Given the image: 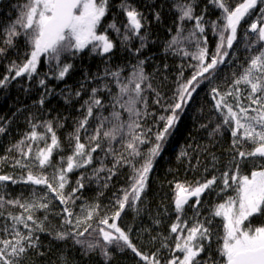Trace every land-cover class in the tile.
Segmentation results:
<instances>
[{
  "label": "snow or ice",
  "instance_id": "6c2138e0",
  "mask_svg": "<svg viewBox=\"0 0 264 264\" xmlns=\"http://www.w3.org/2000/svg\"><path fill=\"white\" fill-rule=\"evenodd\" d=\"M208 3L220 10L216 20L206 19L207 8L196 14L197 0H175L173 7L178 13L176 33L169 40L168 49L176 55L190 56L196 63L189 65L194 69L191 77L178 81L173 103L165 109L170 114L159 117L164 122L163 127L153 132L145 123L155 115L148 110L146 93L155 92L156 103H160V94L153 88L145 72L146 61L140 55L147 47L146 29L150 23L147 13H153V19L157 22L161 19V13L155 11L154 2L145 4V10L141 11L129 0H121L117 7L126 17V23L121 25L114 19L107 29L116 33L126 50L136 57V62L131 65L127 75H123L124 67L118 65L115 69L106 66L102 76L97 74L92 77L101 83L91 88L90 95L81 105L84 110L82 118L76 122L75 131L68 138L71 154L60 156L59 161L54 163V152H62L63 146L53 121L45 120L37 124L34 118L29 120L31 130L8 149L9 152H16L11 166L19 168L21 173L19 176L0 174V217L4 219L0 226V233H3L0 237V264H26L33 255H46L42 251L40 234H47L54 241L70 242L79 249L81 257L98 254L103 257L104 264H109L112 256L110 249L113 248L121 252L131 250L144 264H162L156 252L150 255L142 252L130 238L131 229L124 230L116 221L126 208L139 213L138 205L142 203L154 161L163 152L185 107L204 82L211 85L214 108L222 117V123L217 124L213 131L221 133L222 127L230 131L232 142L229 151L232 155L226 170L219 177L213 175L195 184H175L176 221L170 226L175 240L170 248L167 243L170 237H163L161 247L169 248L172 253L163 264H264V223H253L254 218L264 221V0H242L234 8L230 0H208ZM109 7L110 0H25L19 7L16 19L3 30L0 59L8 58L9 50H15L19 56L18 43L21 38L28 50L24 52L21 62L10 60L8 75L0 78V88L18 77L24 76L31 81L38 76L41 57L47 59L49 71L57 80L65 79L73 68L67 58L77 56L89 46L92 53L110 59L116 44L107 29L100 30ZM254 14L256 20L244 33L247 66L242 65L238 75L234 72L231 86L221 91L216 85L220 65L229 58H236L233 46L238 40V29L246 17ZM186 22L194 23L188 28ZM142 29L145 31L142 32ZM209 30L217 38L212 53L208 48ZM133 40H139V47H130ZM189 46L194 50L189 51ZM84 79H90L88 74ZM38 83L44 88L38 101L43 107L53 93L46 87L44 78L39 79ZM110 83H114L116 92L112 91ZM240 85L245 88L241 89ZM83 87L85 85L82 83ZM245 91L247 95L243 99L249 102L247 105L242 103ZM100 93H107V103ZM74 96L79 98L81 91L77 90ZM229 97L235 104L229 102ZM72 98V94L65 96V103L70 104ZM107 107L111 108V112L104 115ZM124 113H127L126 119ZM94 114L97 124L89 134V121ZM40 128H43L42 132L37 130ZM7 131V124L0 125V135ZM82 132L87 143L81 142ZM41 142L43 147L40 146ZM144 144L151 145L147 151L142 148ZM98 150L103 152V157L98 158L99 165L92 168L90 176L81 173L76 186L66 192L69 174L92 165L93 153ZM187 155L186 152L181 153V156ZM109 157L110 167L105 163ZM212 160L215 167L218 159L213 155ZM247 162L255 165L250 175L241 173L242 165ZM125 167L130 170L128 186L115 197L114 211L110 214L105 211L101 215L99 203L82 206L81 214L74 211L76 201L81 199L77 193L85 187V180H103L102 187L108 188L113 177ZM218 179L223 185L220 192L234 187L235 195L216 204L210 210L211 218L201 219L200 198L206 191L212 190ZM9 184L33 187L28 195L21 193L12 197L8 191ZM36 186H43L46 190L38 191ZM193 197L195 203L191 205L193 215L189 218L192 221L189 226L188 219L184 218L185 206ZM55 201L63 206L59 211ZM9 207L21 211L13 213L7 210ZM41 212L42 217L37 215ZM50 216L60 217L59 227H52ZM216 217L223 221V234L219 236L222 243L217 248L221 259L217 260L210 254L205 259L202 253L206 248L210 250L214 231L212 224ZM155 223L159 224L160 221L155 220ZM152 239L155 241L157 237ZM57 259L59 264H73V258L63 251Z\"/></svg>",
  "mask_w": 264,
  "mask_h": 264
},
{
  "label": "trees",
  "instance_id": "16d2710c",
  "mask_svg": "<svg viewBox=\"0 0 264 264\" xmlns=\"http://www.w3.org/2000/svg\"><path fill=\"white\" fill-rule=\"evenodd\" d=\"M121 0H110V7L108 15L101 22V29H107V25L114 19L121 25L126 23V17L119 11L118 5ZM130 3L137 6L141 11L145 10V4L155 3V11L161 13V19L157 22L153 19V13L149 15L150 23L147 26L146 32L148 36L147 47L143 49L140 58L145 59V72L150 77L153 88L160 94V103H156L155 92L149 91L146 93L148 99V110L154 113V116L146 120V126L151 127L153 132L157 128H162L164 122L159 120L160 116L170 114L165 109L167 105L173 103L178 81L187 80L191 77L194 69L189 67L190 64H195L191 57H183L176 55L172 50L168 49V42L176 33V23L178 13L175 11L173 5L175 0H129ZM242 0H230V5L234 8ZM25 3V0H0V39L3 38V30L10 25L17 17L19 7ZM205 8L206 19L216 20L220 16V10L215 8L208 0H197L196 14L199 15ZM255 15V14H254ZM253 16L246 17V23H242L238 29V40L234 44L235 59L229 58L225 64L220 65L218 79L216 85L220 87L221 91H226L231 86L233 73L237 75L242 71L241 66H247L245 56L247 55L244 48V33L247 27L252 22ZM194 22H186V27L191 28ZM145 29H142V32ZM110 38L115 42L116 48L114 54L109 59L107 56H100L91 52V46L79 53L75 57H68L67 62L73 65L70 73L63 80H57L49 71V63L45 57H41V62L38 66V76H34L31 81L26 77H18L11 80L4 88H0V125L7 124L8 131L0 135V158L8 157V159H0V174H10L19 176L21 170L13 168V157L17 154L15 151L9 152L8 149L12 147L17 141L23 139L24 134L31 130L29 120H35V123L40 124L42 121H53L56 134L63 146L62 152H54L52 160L58 162L60 156L71 154V149L68 147L69 136L75 131L76 122L82 118L84 100L90 95L92 87L101 83L100 80L92 79L97 74L103 75L106 66L115 69L118 65L124 67L123 75H127L131 71V65L136 62V57L131 55L121 43L111 29H107ZM208 48L212 53L215 50L217 38L207 32ZM130 47L135 49L139 47V40H133ZM19 56L15 50H9L8 58L0 59V78L8 75V64L10 60H17L21 62L24 58V52L28 50L27 45L23 39L18 43ZM194 48L189 46V51ZM181 66H183V76L181 77ZM14 75V73H12ZM85 74L90 77L85 80ZM44 78L46 87L53 93L50 95L43 107L38 101L44 92L38 81ZM85 87L81 88V84ZM112 91L117 89L114 83H110ZM211 85L204 82L197 89L193 95V100L185 107L181 114L179 123L175 131L169 137L168 142L159 157L154 161L152 171L149 174L148 184L145 193L142 196V203L138 205L139 213L130 208H126L121 217L117 220V224L124 230L131 229L130 238L133 243L145 254L150 255L156 252L162 261L168 260L172 253L169 248L161 247L163 237H170L167 241L170 248L174 246L175 234L170 233V226L176 221V213L174 211V196L175 184H195L196 181H204L210 179L213 175L219 177L220 173L226 170L230 156L232 137L230 131L226 128H221V133H215L213 130L217 124L222 123V117L215 110L214 103L210 92ZM244 89V85H240ZM80 90L81 96L75 98L74 93ZM72 94V102L65 103V96ZM105 103L108 102L107 93L99 94ZM245 91L242 94V103L247 105L249 102L243 99L246 96ZM229 102L235 104L232 97L228 98ZM111 108L104 109V115H109ZM125 119L127 113H124ZM97 121L95 114L93 119L89 121V134H92L96 127ZM62 125V126H60ZM206 125V127H202ZM39 132L43 128L37 129ZM149 135H152L151 133ZM154 139V137H153ZM50 142V141H49ZM81 142L87 143L85 134L81 133ZM43 147V142L40 143ZM117 147L119 145H116ZM150 144L142 146L144 151L150 147ZM35 147V145L33 146ZM250 148L251 145H248ZM182 152L188 153L187 156H181ZM218 159L215 167L213 166L212 156ZM93 164L87 169H80L69 174V184L65 191L70 192L76 186V181L79 179L81 173L90 176L93 167L99 165L100 157H103V152L98 150L93 153ZM199 161V163H197ZM108 166H111V158L105 161ZM255 165L251 162L244 163L241 167V173L250 175ZM207 169V171H205ZM49 171H51L49 169ZM129 168H121L112 181L109 182L108 188H103V180H85V187L77 193L81 199L77 200L74 206V211L81 214V207L91 203H99L101 206V215L105 211L109 214L115 210V197L121 195L120 190L128 186ZM104 175V174H101ZM33 186L17 184L15 186L9 184L8 191L12 197L19 196L21 193L28 195ZM38 191H45L43 186H36ZM223 187L221 180L213 185L212 190L206 191L201 196L200 218L209 217L210 210L213 207L223 202L228 196H234V187L220 192ZM219 192V195H218ZM102 193V194H101ZM195 203L193 197L189 204L185 206V219H188L189 226H191V219L193 209L191 205ZM57 211L63 207L59 205V201H55ZM107 206V207H106ZM13 213H19V208L7 209ZM7 213L5 212V215ZM38 216H43V213H37ZM49 220L53 228L59 227L60 217L50 216ZM159 220L160 223H155ZM111 222V221H110ZM4 223L3 217H0V226ZM96 226L95 221L92 222ZM253 223L259 225L264 223L260 219H253ZM222 218L216 217L213 220L212 227L213 237L210 250L206 248L202 256L207 259L210 254L213 258L219 260V253L217 248L222 241L219 236L223 234ZM3 233H0V237ZM153 237H157L153 241ZM42 241V251L46 253L44 256H31L26 264H59L58 255L63 251L64 254L73 258V264H104L103 257L94 254L87 258L81 257L79 249L71 245L70 242L54 241L47 234H40ZM50 249V250H49ZM159 249V251H157ZM112 253L109 264H144L136 257L131 250L123 252L110 249ZM176 255H180L176 253Z\"/></svg>",
  "mask_w": 264,
  "mask_h": 264
},
{
  "label": "rangeland",
  "instance_id": "374dc122",
  "mask_svg": "<svg viewBox=\"0 0 264 264\" xmlns=\"http://www.w3.org/2000/svg\"><path fill=\"white\" fill-rule=\"evenodd\" d=\"M256 20V15H254L252 22H254ZM242 23H246V19L244 21H242ZM248 28V27H247Z\"/></svg>",
  "mask_w": 264,
  "mask_h": 264
}]
</instances>
